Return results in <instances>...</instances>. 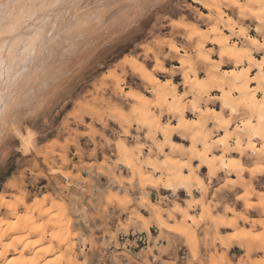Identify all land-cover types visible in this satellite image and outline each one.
<instances>
[{"label": "rangeland", "instance_id": "374dc122", "mask_svg": "<svg viewBox=\"0 0 264 264\" xmlns=\"http://www.w3.org/2000/svg\"><path fill=\"white\" fill-rule=\"evenodd\" d=\"M227 12L236 19L233 7ZM206 13L197 0H0V194L10 203L24 197L26 204L46 201L48 207L52 199L61 207L69 226L68 236L60 233L71 248L60 247L48 259L58 255L61 264H264V248H259L264 245L263 157L230 153L240 160L242 184L224 172L209 180L201 168L204 209L198 192L188 197L160 187L136 189L132 171L124 166L123 154L131 152L135 165L156 178L158 171L147 158L183 160L185 155L158 154L162 138L146 136L132 114L133 101L124 95L149 96V87L117 63L133 57L166 81L170 75L159 67L170 72L178 66V55L167 47L189 48L175 21L206 28ZM81 16L80 23L71 22ZM249 25L244 21L242 26ZM34 27L43 30V38L30 37ZM34 61H42L44 69L32 66ZM173 82L184 93L179 75ZM169 120L162 113L160 123H175ZM209 128L213 139L219 136ZM146 200L159 208L158 217L143 206ZM177 203L189 215L186 240L171 232L182 218L174 212ZM253 212L258 219L250 217ZM0 219L11 217L0 209ZM236 220L238 229L220 228L221 222ZM237 230L253 236L254 245L244 255L223 243Z\"/></svg>", "mask_w": 264, "mask_h": 264}, {"label": "bare ground", "instance_id": "6f19581e", "mask_svg": "<svg viewBox=\"0 0 264 264\" xmlns=\"http://www.w3.org/2000/svg\"><path fill=\"white\" fill-rule=\"evenodd\" d=\"M197 2L207 10L205 16L208 25L200 28L188 21H175L174 24L182 29L189 42V48L181 50L172 43L167 47L169 53L178 55V66L170 72L162 65L159 67L161 72L170 75L166 81L154 76L151 70L133 57H123L117 64L128 66L149 87V96L128 91L124 95L133 101L132 114L138 119L136 122L146 129V136L154 140L155 135L159 134L162 138L158 148L156 147L158 154L163 156L164 153L169 152L171 155L179 152L185 155L183 160L166 156L161 161L155 160L156 157L154 160L152 157L153 161L147 158V164L158 171V176L154 178L135 165L133 153L124 152L127 154L124 155L122 152L124 166L132 171V179L137 183L136 189L144 191L150 187H160L175 195L184 191L188 197L198 192L202 196L199 201L201 208L204 209L207 187L199 173L201 168H206L209 180L218 172H224L234 174L242 184L240 160L230 153L241 156L240 154L247 152L264 158V0ZM111 4L110 1L109 5ZM229 7L235 9L236 19L228 14ZM89 15L92 14H85V17ZM82 19L83 16L74 18L71 22L77 24ZM244 21H249L250 25L243 27ZM30 37L43 38L44 32L41 28L34 27ZM19 45H23V42ZM225 61L230 64H225ZM34 63L39 66L40 71L45 67L44 64L42 66V61H34L32 66ZM34 68L37 72L36 66ZM176 74L180 76L179 84L184 93H180L178 84L173 82ZM146 85L144 84L145 87ZM116 87L120 91L118 84ZM216 104L218 108L215 107ZM154 109L160 112L158 116H155ZM162 113L168 114L169 121L174 120L175 123L162 125ZM235 118L239 119L238 124ZM209 126L219 134L215 139ZM175 137L188 144L185 146L176 141ZM7 185L12 187L11 183ZM23 198L19 197L14 203H10L5 195L0 194V209L11 217L7 222L0 219V264H61L63 260L58 255L52 259L47 258L60 247L64 246L65 250L71 248L65 247L68 244L69 224L63 221L61 207L56 206L52 199H49L50 204L46 207V201L26 204ZM20 206L24 209L22 214L18 212ZM143 206L155 218L159 216V208L153 207V204L151 207L148 200ZM182 208L178 203L175 205L174 212L180 213L182 218L177 229L171 232L186 240L191 235L186 227L189 215ZM168 215L175 219L174 214ZM45 218L48 219L47 224L40 225L39 221ZM157 224L163 230L161 222ZM221 225L228 229H238L237 220L221 222ZM63 230L67 236L60 233ZM251 236L243 230H237L227 243H223L227 249L234 243L249 250L254 245ZM259 246L263 250V244Z\"/></svg>", "mask_w": 264, "mask_h": 264}, {"label": "crops", "instance_id": "0c3cea01", "mask_svg": "<svg viewBox=\"0 0 264 264\" xmlns=\"http://www.w3.org/2000/svg\"><path fill=\"white\" fill-rule=\"evenodd\" d=\"M253 211V210H252ZM248 213V212H247ZM247 213H246V216H247ZM248 215H249V213H248ZM248 217V216H247ZM250 217H252V218H254V219H258L259 218V216H258V214L257 213H250ZM238 224H239V221H238ZM220 228H222V229H228V228H226V227H220ZM234 244V243H233ZM236 247V249L239 251V254L240 255H244V248H240V247H238L237 245H235L234 244V247L233 248H235ZM260 247V246H259ZM263 247H264V245H263ZM246 248V247H245ZM247 249V248H246ZM260 249H261V247H260ZM227 250H230V248H228ZM231 251V250H230ZM257 256H259V257H261V255L260 254H258Z\"/></svg>", "mask_w": 264, "mask_h": 264}]
</instances>
